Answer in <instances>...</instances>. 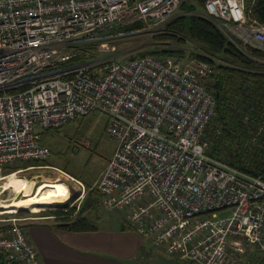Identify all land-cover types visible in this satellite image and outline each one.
<instances>
[{"label":"built area","instance_id":"2783aa9c","mask_svg":"<svg viewBox=\"0 0 264 264\" xmlns=\"http://www.w3.org/2000/svg\"><path fill=\"white\" fill-rule=\"evenodd\" d=\"M182 1L0 0V167L46 159L40 130L99 109L116 140L97 182L100 204L123 211L127 225L167 256L247 264L249 249L264 254V175L209 154L212 65L99 56L123 36L158 32ZM254 4L204 0V13L231 41L264 50ZM0 254V264H42L16 219L0 225Z\"/></svg>","mask_w":264,"mask_h":264},{"label":"trees","instance_id":"16d2710c","mask_svg":"<svg viewBox=\"0 0 264 264\" xmlns=\"http://www.w3.org/2000/svg\"><path fill=\"white\" fill-rule=\"evenodd\" d=\"M195 2L204 10V0ZM182 4L183 1L180 7ZM183 8L188 9L189 13H176L162 26L164 32L160 37L179 43L189 40L202 46L203 53L192 52L185 57L180 49L162 48L144 50L129 58L171 55L193 57L210 63L213 72L207 87L215 100V114L204 135L210 147L209 154L249 173L264 175V50L231 41L213 20L194 12L192 6ZM252 12L256 20L264 23V0H255ZM140 25L118 27L115 31H127ZM89 49L93 50L94 47ZM4 168L7 172L19 169L13 164ZM90 194L93 195L92 206L95 208L99 202V192L92 190ZM93 208L89 207L91 210ZM70 212H76L75 208ZM47 215L64 218L58 226L65 229L90 230L96 227L97 217L91 220L82 215L65 221L66 213L50 211ZM1 260L0 254V263ZM260 264H264V261Z\"/></svg>","mask_w":264,"mask_h":264},{"label":"rangeland","instance_id":"374dc122","mask_svg":"<svg viewBox=\"0 0 264 264\" xmlns=\"http://www.w3.org/2000/svg\"><path fill=\"white\" fill-rule=\"evenodd\" d=\"M183 6H192L194 12L205 15L204 10L195 0H183L182 6L177 14H188V9H182ZM207 17V16H206ZM209 18V17H207ZM210 19V18H209ZM211 20V19H210ZM110 29L107 32H114ZM156 31V32H155ZM163 28L158 32L155 29L149 32L136 33L134 35L123 36L113 42L115 50L110 53L100 52V57L128 58L144 50H154L162 48H174L182 50L185 57L192 52L203 53V48L187 40L185 43H179L174 40L160 37L163 34ZM109 124L108 115L95 109L80 118L72 120L58 128L40 130V141L50 150V155L39 161H17L13 165L19 169L7 172L4 166L0 167V178L16 173L29 185L16 195L10 190L4 191L0 195V200L10 201L15 197L27 198L31 196L36 189L37 183L43 180H59L64 182L68 189V198L57 202L53 206H42L34 208L30 203L15 208L0 207V225L5 224L12 219H16L20 224H27L33 221H55L63 222L64 218H56L60 215H49L48 212L66 213L67 219L86 216L91 220L96 219L99 225L104 226L105 222H110L107 218H116L125 214L121 210L106 209L97 202L95 208L92 206V190H97V182L106 167L108 159L112 156L116 146V140L109 136L107 127ZM4 180L0 179V184ZM90 205L88 206V204ZM89 207L93 208L92 210ZM75 208L76 212H70ZM48 212H45V211ZM77 210H79L77 212ZM227 214V212H218ZM99 217V218H98ZM105 217V218H104ZM95 221V222H96ZM97 223V224H98ZM151 241V240H150ZM151 244V242H150ZM152 246V244H151ZM153 247V248H152ZM149 259L144 264H184L185 261L179 256H167L159 247L152 246ZM247 264H260L264 259V254L257 249H249L244 256ZM170 261L169 263H166ZM142 264L143 262H139Z\"/></svg>","mask_w":264,"mask_h":264},{"label":"crops","instance_id":"0c3cea01","mask_svg":"<svg viewBox=\"0 0 264 264\" xmlns=\"http://www.w3.org/2000/svg\"><path fill=\"white\" fill-rule=\"evenodd\" d=\"M107 219L110 222L104 226L96 221V227L90 230L65 229L58 226L60 222L49 220L21 225L42 264H144L152 242L130 229L124 217Z\"/></svg>","mask_w":264,"mask_h":264},{"label":"bare ground","instance_id":"6f19581e","mask_svg":"<svg viewBox=\"0 0 264 264\" xmlns=\"http://www.w3.org/2000/svg\"><path fill=\"white\" fill-rule=\"evenodd\" d=\"M0 179L4 180L0 184V195L6 190H10L18 195L25 186L29 185L21 177L17 176L16 173L1 177ZM68 195L69 189L64 182L59 180H43L37 183L35 192L31 196L27 198L15 197L10 201L0 200V207L17 208L25 203H30L34 208L42 206L51 207L57 202L66 200Z\"/></svg>","mask_w":264,"mask_h":264}]
</instances>
